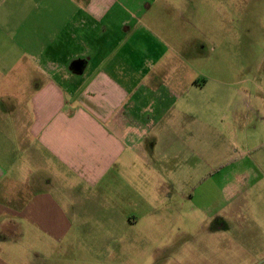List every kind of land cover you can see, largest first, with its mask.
Here are the masks:
<instances>
[{"label": "crops", "instance_id": "1", "mask_svg": "<svg viewBox=\"0 0 264 264\" xmlns=\"http://www.w3.org/2000/svg\"><path fill=\"white\" fill-rule=\"evenodd\" d=\"M201 5L0 0V264L154 251L170 236L157 223L188 202L191 155L215 178L211 198L201 181L191 201L244 207V228L227 236L264 240V117L251 119L264 88L252 110L248 79L197 70L200 45L164 33L197 27L186 18Z\"/></svg>", "mask_w": 264, "mask_h": 264}, {"label": "rangeland", "instance_id": "2", "mask_svg": "<svg viewBox=\"0 0 264 264\" xmlns=\"http://www.w3.org/2000/svg\"><path fill=\"white\" fill-rule=\"evenodd\" d=\"M201 3V11L186 18V22L197 27L164 29V33L172 39H186L189 44L200 45L203 52L201 63L195 64L197 70L210 73L214 66H218L219 72H231L248 79L253 110V97L259 93L258 88H264V0H201ZM262 105L264 103H261L259 115L251 114L252 121L264 117ZM197 162L195 156H187L183 175L188 202L181 208L180 219L173 220L177 214L170 211L172 219L156 225V232L170 233V236L165 234L164 238H155L154 251H144L142 254L124 252L121 264H264V240L227 236V232L238 234L236 231L244 228L241 221L246 214L244 207H232L231 204L198 207L191 201L194 188L201 181L204 183V197L206 194L209 199L215 194L205 185L210 180L205 178L210 175L206 174L205 169L195 168ZM242 181L245 182L244 179ZM155 210L158 215L163 213L162 208L156 207ZM232 210L236 214L230 217ZM180 226L187 232L184 239L178 238L177 229ZM132 241L129 238L122 240L124 246Z\"/></svg>", "mask_w": 264, "mask_h": 264}]
</instances>
